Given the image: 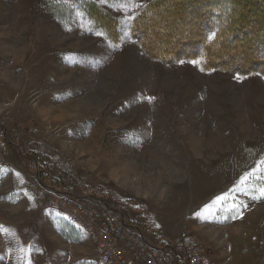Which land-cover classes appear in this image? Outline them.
Segmentation results:
<instances>
[{"label":"rangeland","instance_id":"rangeland-1","mask_svg":"<svg viewBox=\"0 0 264 264\" xmlns=\"http://www.w3.org/2000/svg\"><path fill=\"white\" fill-rule=\"evenodd\" d=\"M211 1L226 32L189 11ZM134 2L0 0V264H102L62 191L156 243L187 228L217 264H264V0H169L151 48L136 23L157 0ZM209 35L223 67L192 57Z\"/></svg>","mask_w":264,"mask_h":264},{"label":"built area","instance_id":"built-area-1","mask_svg":"<svg viewBox=\"0 0 264 264\" xmlns=\"http://www.w3.org/2000/svg\"><path fill=\"white\" fill-rule=\"evenodd\" d=\"M61 194V203L74 204L73 216L91 236L102 264H217L190 229H181L168 243H156L146 238L139 226L128 222L119 205L97 194Z\"/></svg>","mask_w":264,"mask_h":264},{"label":"trees","instance_id":"trees-1","mask_svg":"<svg viewBox=\"0 0 264 264\" xmlns=\"http://www.w3.org/2000/svg\"><path fill=\"white\" fill-rule=\"evenodd\" d=\"M235 1L236 0H232V2L234 4H235ZM168 2H169V0H157V3L153 4V6H152V8H154V9L153 10H150L152 14H148L147 13L148 12V8L145 9V10H143L139 14L140 16H139L138 21L136 23V32L140 31V32H138V34H139L140 37L137 36V38L140 39L141 41H143L144 42V46L147 47V48H151L150 42L149 43L147 42L148 40H150V37L147 38V36H152V34H155L156 35L158 33L156 31H153V29L151 28L152 26H154V22L155 21H153V20L155 18H157V17L160 18V15H164L165 14V10H163V11L160 10L159 11V7L160 6H164ZM199 3L200 2H197V5ZM228 7H229V9H231L229 5H228ZM206 10L211 11L212 12V15L206 16L205 15ZM189 11H192L193 17H194V14L197 15L196 17H203L204 19H206V17H209L206 20V22H209L211 20V18H212V20H211L212 26H214L217 29H220V31L225 29V26L223 27L222 22L224 21V19H226V17H228V15L226 14V12L223 9H219L218 5H215L214 6L212 4V1L210 3H208V2H201L200 5L196 6L195 8H192L191 7L189 9ZM230 11L232 12V10H230ZM218 12H221L224 15L223 14H219ZM146 14H148V17H146ZM153 17H154V19H153ZM243 19L244 18H242L241 20H243ZM241 20H240V23H241ZM150 21H153L152 22L153 24L151 23V25H150ZM196 21H192V24L194 26H197L199 23H201L200 20H196ZM163 22L165 23V20H163ZM246 23H247V20L244 19V21H242V24H238L237 23L238 25L237 24L236 25H237L238 28H240V27L242 28L243 25L246 24ZM149 30H150V32H152L151 35L148 32ZM224 32H226V30H224ZM220 35L223 36V31H222V33ZM220 39H221V37L219 39L218 38H214L212 41L209 40L208 46L201 47L200 50L196 54L194 53L193 54L194 56H192V57L196 59V57L199 58L200 56H203V60H202L203 61L202 62V65L203 66L223 67V65L217 63V61H215V59H214L216 55H218L221 52H223V46H222L223 40L222 39L220 40ZM154 40H155V42L159 41L157 36L155 37ZM194 40L197 41L198 39H195L194 38ZM175 41L176 40H174V42ZM160 42L162 44L164 43V41H160ZM196 44H198V42H196ZM261 46H264V45L262 44ZM171 48L172 47H169L168 46L167 48H165L164 50H162V52L163 53L166 52L169 55L172 52L171 51ZM254 58H256L257 60H259V56H256ZM254 58H252V59H254ZM166 59H169V58L166 57ZM227 64H229V63H227ZM232 69H234V68H232ZM235 71H237V69H235ZM238 72L241 73V72H245V71H241L240 70ZM94 194H96V193L94 192Z\"/></svg>","mask_w":264,"mask_h":264},{"label":"snow or ice","instance_id":"snow-or-ice-1","mask_svg":"<svg viewBox=\"0 0 264 264\" xmlns=\"http://www.w3.org/2000/svg\"><path fill=\"white\" fill-rule=\"evenodd\" d=\"M142 6L143 5H141V4L135 3L134 0H128V3H126L124 5V7L126 9H128V10H134V9L139 8V7H142ZM128 19H134V16L128 17ZM96 34L98 36H102L103 35V33H100V32H97ZM213 35H209L208 39L209 40L213 39ZM193 63H195V61H193ZM261 163H264V161H262ZM257 171L258 170H253L252 173H249L248 174V177L255 176L256 173H257ZM248 177L242 178L241 179V184L246 185V182H247ZM259 192H260V194L262 196H264V187H261L259 189ZM253 198L255 199L256 197H253ZM225 199H226V197H223V196L217 197L216 201H214L213 204L205 205L204 209H202L201 212H197L196 215L197 216H201L203 213H209V214H211V210L214 208V206L217 205V204H221ZM232 207L233 208H236V207H238V205L233 204ZM205 218H207V217H205ZM0 228H2V226H0Z\"/></svg>","mask_w":264,"mask_h":264},{"label":"bare ground","instance_id":"bare-ground-1","mask_svg":"<svg viewBox=\"0 0 264 264\" xmlns=\"http://www.w3.org/2000/svg\"><path fill=\"white\" fill-rule=\"evenodd\" d=\"M37 111L39 112L40 110L38 109ZM237 230H238V228H237Z\"/></svg>","mask_w":264,"mask_h":264}]
</instances>
